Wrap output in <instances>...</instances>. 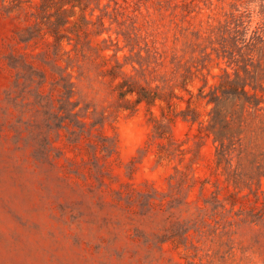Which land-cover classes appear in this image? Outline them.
<instances>
[{"label": "rangeland", "instance_id": "1", "mask_svg": "<svg viewBox=\"0 0 264 264\" xmlns=\"http://www.w3.org/2000/svg\"><path fill=\"white\" fill-rule=\"evenodd\" d=\"M243 27L264 0H0V264H264V92L220 164L207 102Z\"/></svg>", "mask_w": 264, "mask_h": 264}, {"label": "trees", "instance_id": "2", "mask_svg": "<svg viewBox=\"0 0 264 264\" xmlns=\"http://www.w3.org/2000/svg\"><path fill=\"white\" fill-rule=\"evenodd\" d=\"M242 30L241 35L230 38L231 46L228 49L222 47L225 50L221 57L226 60L232 73L223 70L220 82L212 87L207 101L214 104L212 113L216 118L211 120L212 127L215 129L218 125V130H213L214 141L219 145L216 150L218 164L226 162L234 149L231 133L235 127L237 130L241 127L243 112L250 108L259 109L256 91L264 92V30L260 33L252 31L249 36L246 27ZM139 97L144 100L154 99L150 95ZM224 104L229 105V112L223 109Z\"/></svg>", "mask_w": 264, "mask_h": 264}]
</instances>
